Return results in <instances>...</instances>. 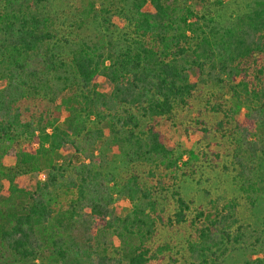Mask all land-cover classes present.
Instances as JSON below:
<instances>
[{
  "label": "trees",
  "instance_id": "trees-1",
  "mask_svg": "<svg viewBox=\"0 0 264 264\" xmlns=\"http://www.w3.org/2000/svg\"><path fill=\"white\" fill-rule=\"evenodd\" d=\"M31 1L0 0V180L8 184L0 191V264H159L163 249L153 244L166 221L189 228L187 261L209 264L231 238L237 203L211 202L187 220L178 182L204 173L205 155L169 149L163 128L192 107L200 85L226 87V106L207 105L219 117L212 131L233 149L229 186L248 195L264 183V0L226 26L194 10L206 0H150L151 11L143 10L147 0H133L128 47L109 44L103 54L79 43L67 61L40 15L44 0ZM188 1L176 20L174 6ZM67 67L76 91L62 97L52 79ZM99 77L110 94L98 91ZM41 94L52 95L50 108L34 104ZM106 132L133 167L121 181L95 154ZM68 148L77 161L66 158ZM168 181L174 211L164 218ZM115 195L132 204L130 214L116 215Z\"/></svg>",
  "mask_w": 264,
  "mask_h": 264
},
{
  "label": "rangeland",
  "instance_id": "rangeland-1",
  "mask_svg": "<svg viewBox=\"0 0 264 264\" xmlns=\"http://www.w3.org/2000/svg\"><path fill=\"white\" fill-rule=\"evenodd\" d=\"M32 7L33 1L29 0ZM256 0H206L205 6L195 4L194 10L207 13V16L216 18V24L226 26V23L238 17L248 6ZM167 0H161L166 4ZM133 0H44L39 6L42 17L49 19L52 33L55 34L54 52L65 61L68 59L70 49L79 43L95 45L101 52L105 53L109 44L116 50L128 47L131 37L128 16L132 10ZM184 5L180 2L174 6L176 20L183 13ZM145 11H151L150 0L143 7ZM196 78V77H195ZM197 81V78H196ZM55 91L64 90L62 97L74 94V76L68 67L52 79ZM5 82L0 80V88ZM98 91L110 94L111 84L102 77L97 80ZM200 85L199 96L192 103V107L186 111L178 110L174 119L163 128L166 146L175 152L183 150H194L198 148L204 152L207 169L204 173L182 177L178 182V191L181 198L188 204L186 212L187 220H190L200 209H207L211 202H216L218 208L225 206L230 201L237 203L232 211L236 224L231 229V238L220 241L215 249L214 257L209 264H264V183L258 186L255 193L240 195L229 186L230 174H232L233 149L229 140L221 139L212 129L219 117L209 111L207 104L222 103L226 106L230 99L226 87L213 89L210 86ZM52 95H39L34 97L36 106L50 108L49 98ZM209 102V103H208ZM41 109V108H40ZM61 121L58 122V125ZM205 128V130H204ZM106 130V128H104ZM206 130H209L206 132ZM260 135V130H257ZM112 139L106 132L105 139L99 141L95 146V154L100 158L107 157L108 165L106 171L114 175L117 181H121L125 175L132 172V166L124 161L120 149L111 143ZM68 160H78L74 150L65 151ZM214 154L218 155V159ZM12 165L7 159L5 166ZM146 171V170H145ZM37 180L44 179V171L37 176ZM7 181L0 180V191L6 193ZM167 190L162 193L160 205L164 206V218L171 217L174 211V199L171 196V181H168ZM113 203V209L118 217H124L132 212V204L124 197H117ZM231 207V206H230ZM226 212V209H225ZM190 237L189 228L184 225L171 229L168 222L157 226L153 246L161 247L163 253L159 256V264H190L185 255L186 240ZM34 264H47V261L37 259Z\"/></svg>",
  "mask_w": 264,
  "mask_h": 264
}]
</instances>
